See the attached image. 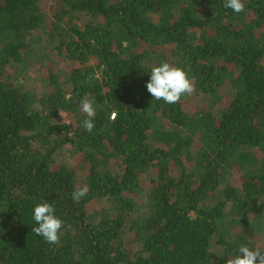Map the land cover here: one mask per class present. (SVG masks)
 <instances>
[{"label":"trees","instance_id":"trees-1","mask_svg":"<svg viewBox=\"0 0 264 264\" xmlns=\"http://www.w3.org/2000/svg\"><path fill=\"white\" fill-rule=\"evenodd\" d=\"M0 264H264V0H0Z\"/></svg>","mask_w":264,"mask_h":264},{"label":"rangeland","instance_id":"rangeland-1","mask_svg":"<svg viewBox=\"0 0 264 264\" xmlns=\"http://www.w3.org/2000/svg\"><path fill=\"white\" fill-rule=\"evenodd\" d=\"M48 2H49V0H45V5H47L48 4ZM44 81H41L39 84H38V86H36V88L39 90V91H43V89H44ZM191 88V87H190ZM227 100V99H226ZM229 100V99H228Z\"/></svg>","mask_w":264,"mask_h":264}]
</instances>
